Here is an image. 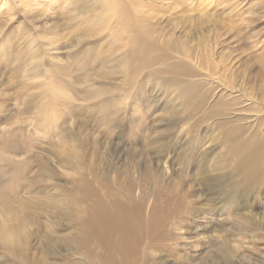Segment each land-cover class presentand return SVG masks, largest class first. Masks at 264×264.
Wrapping results in <instances>:
<instances>
[{
    "label": "rangeland",
    "instance_id": "obj_1",
    "mask_svg": "<svg viewBox=\"0 0 264 264\" xmlns=\"http://www.w3.org/2000/svg\"><path fill=\"white\" fill-rule=\"evenodd\" d=\"M48 1L30 11L0 0V264H264V84L241 75L230 93L228 125L263 149L242 169L244 152L234 153L223 118L209 114L227 117L219 109L229 108L217 99L223 81L212 79L223 46L205 54L196 43L199 29L232 44L244 61L248 44L236 35L264 38V0H115L138 27L176 24L186 49L161 45L149 55L162 53L155 66L172 76L189 63L195 93L210 89L207 108L182 105L162 82L141 92L152 105L134 107L114 72L132 32L122 40L114 27L97 38L107 30L99 8ZM254 57L245 74L258 77ZM93 86L106 94L101 107L88 98ZM96 200L113 210L144 209L140 246L125 255L104 246L108 225L94 227ZM234 210L247 215L237 222Z\"/></svg>",
    "mask_w": 264,
    "mask_h": 264
},
{
    "label": "bare ground",
    "instance_id": "obj_2",
    "mask_svg": "<svg viewBox=\"0 0 264 264\" xmlns=\"http://www.w3.org/2000/svg\"><path fill=\"white\" fill-rule=\"evenodd\" d=\"M16 1H17V4H16L17 6H23L25 8H28L30 11H36L30 8L31 5H36V7H38L39 9H43V8L45 9L50 4L49 1L44 2V0H41L42 3H36L34 0H16ZM90 1L91 0H70L71 3L74 2L75 6H78L81 8L84 7V9L87 6L89 7L95 6V8L97 9L99 8L100 12H104L103 13L104 17L100 20L99 26L107 30L96 32L97 38H99L101 34L104 32L111 34L113 32L114 27H117L122 30V34H121L122 40L124 38L125 31L129 30L132 32L130 38L129 39L127 38L126 43L124 44L123 42H121L120 44L119 52H121V54L115 63L116 70H114V72L121 73L124 84L125 86H127V89H128L127 97H129L130 99L129 101L130 103L133 104L134 107L138 108L141 104L145 106V104L147 103L149 105L151 103L152 105V100L148 101L142 95L141 92L144 89L148 88V85L151 86L152 84H157L158 82H162L163 83L161 84L162 88L165 89L166 91H170L172 95H174L180 100V103L182 105L186 103L185 105L187 107H190V105L192 106V104L194 107H200L202 104L203 106L202 108L209 107L210 102L207 101V98H209V95L211 93L210 89L208 88L204 90L202 94L195 93L194 90H196V88L198 87V84L194 85V82L191 79L187 78L188 76H192L194 74V69L188 67L190 65L189 63L183 64L184 69L181 72L178 71L177 76H172V74L168 72L167 70H165L163 67L155 66L157 62L159 61V59L162 57L163 55L162 53L155 54L152 56L149 55L151 51L159 48V46L161 45H166L168 47L167 50H173L175 52L184 51L186 49L185 45H188V41L183 39L182 42H180L179 39L174 36V29L175 27H177L176 24L173 25L171 28L158 27V25H155L152 28L138 27L136 26L137 25L136 22L133 23L134 21L133 14L126 5L122 6V8L118 10V7L115 5V0H104L105 2L102 4L99 3L100 0H93L92 2ZM70 2L68 0L69 4ZM45 3L47 5H45ZM193 3H195V1ZM163 5H166V4H163ZM95 8H93V10ZM188 8L191 10L190 7ZM197 31L200 34H202V36L198 38L196 43L198 44L199 50L201 46L205 54L208 48L215 51L217 50V48H220L221 46H223L221 48L222 50H221L219 59L216 61L213 67V73L217 75L219 78L213 77L212 79H216L217 82L223 81L225 85L224 87L222 86L223 93L220 96H218L219 98L217 99L219 100V104H223L224 106L229 107V108H225L221 106L223 110L221 108L219 109L220 113L227 114V117H223L222 115H220L219 113L215 111L213 112L211 111L209 112V114L212 116H219L223 118L222 125L223 127L227 129L226 142L230 143V147L233 146V151L235 154L242 155L244 152L245 156H243L240 159L237 165L238 167L242 169H246L250 165V160H257L258 159L256 158L257 155L259 157L262 154L263 149L258 148L256 141L250 138V136H248L247 139L240 138L241 132H240L239 125L238 126H236V124L228 125V119H230L229 113L233 106V101H232L230 93L233 88H236L237 86H239L237 82H240L241 75H242V79L245 81H252L253 79H259L260 84L262 85L264 84V56L262 54L264 51V40H263L264 38L259 39V37L254 33H248V40H247L246 34L236 35L237 41L239 44H243V43L248 44L247 51L248 50L249 51L247 55H245V58L243 61V60H238L235 57L236 53H234V49H232L231 47L232 44L231 45L224 44L225 43L224 40H218V39H215V41L211 40L209 37H207L206 33H202L199 29ZM191 46H194V45H189L190 48ZM249 47L250 49H248ZM194 49H196V47ZM253 55L256 56L257 57L256 59L260 61L258 62L256 60L259 63L257 66L258 68L260 65V70L257 72L258 77H254L253 73L251 75L249 73L247 75L245 74V72L248 71V70L246 71L245 65L249 63L247 65V68L251 67L250 61H251V58L254 57ZM180 59L181 60L188 59V55L185 52H182L180 55ZM107 61H110V58H108ZM221 63L224 64L222 65L223 66L222 71H220L218 68V65ZM227 71H229V74L225 73ZM213 73L210 72V74H213ZM158 74L164 75L162 80H159V78L157 77ZM153 77H155L156 80H154ZM170 87H173V88L169 89ZM89 95L90 96L88 98H91V100L95 101L94 107L96 106L101 107L102 105H104L105 102H107L106 94L104 93L103 88L97 90V88L93 86L90 89ZM235 96L237 97V95ZM153 98H154L153 102L155 101V104H156L155 97L153 96ZM262 105L264 106V102L262 103ZM173 109H176V108H174L173 106ZM169 110H172V108H170ZM249 142H252V145L255 148H249ZM230 155L232 156L231 153ZM158 159H161V158H158ZM1 195L2 194H0V197ZM96 202L97 203L95 204L94 227L97 231H100L103 225H108V226H105L106 231H107L105 232V236H106L105 238H107V243L104 244V246H106V248L112 249L115 255H125L129 253L130 250H134L136 249L138 245L139 246L141 245L142 239L144 238V230L146 231V227L143 223H145L149 219V217L145 218L142 215V212L144 211V209H137V207H135V212H133L134 210L133 208L131 209L122 208V209L113 210V207L110 205L103 204L99 200H96ZM149 210L151 211L152 209H149ZM109 212H112V215L108 218L105 216V214ZM234 213H235L234 216L237 222H240L239 221L240 217L247 215L243 213L241 210H234ZM83 218L84 216L82 217V220ZM152 222L155 223L154 221ZM113 232H116L117 236L114 237L112 235ZM98 238L100 237L97 236V239Z\"/></svg>",
    "mask_w": 264,
    "mask_h": 264
}]
</instances>
